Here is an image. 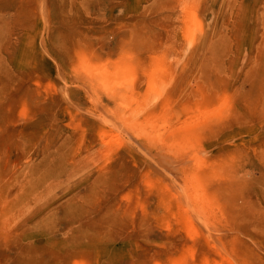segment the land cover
<instances>
[{
  "label": "rangeland",
  "instance_id": "374dc122",
  "mask_svg": "<svg viewBox=\"0 0 264 264\" xmlns=\"http://www.w3.org/2000/svg\"><path fill=\"white\" fill-rule=\"evenodd\" d=\"M0 264H264V0H0Z\"/></svg>",
  "mask_w": 264,
  "mask_h": 264
}]
</instances>
